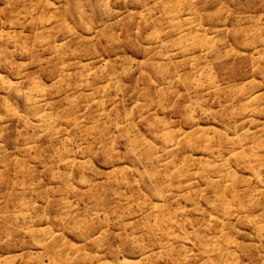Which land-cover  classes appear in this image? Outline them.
<instances>
[{"label":"rangeland","instance_id":"obj_1","mask_svg":"<svg viewBox=\"0 0 264 264\" xmlns=\"http://www.w3.org/2000/svg\"><path fill=\"white\" fill-rule=\"evenodd\" d=\"M0 264H264V0H0Z\"/></svg>","mask_w":264,"mask_h":264}]
</instances>
